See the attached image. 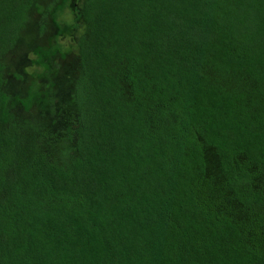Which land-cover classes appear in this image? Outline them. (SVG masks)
<instances>
[{"label":"trees","instance_id":"trees-1","mask_svg":"<svg viewBox=\"0 0 264 264\" xmlns=\"http://www.w3.org/2000/svg\"><path fill=\"white\" fill-rule=\"evenodd\" d=\"M0 264H264V0H0Z\"/></svg>","mask_w":264,"mask_h":264},{"label":"rangeland","instance_id":"rangeland-1","mask_svg":"<svg viewBox=\"0 0 264 264\" xmlns=\"http://www.w3.org/2000/svg\"><path fill=\"white\" fill-rule=\"evenodd\" d=\"M62 17L66 18V19H70L71 18V14L70 11H67V8H64V11L62 12ZM28 38V37H27ZM58 43L62 46V47H67V45L70 43L67 39H58ZM30 56V55H29ZM12 69V67H10ZM29 70V69H28ZM60 85L62 87V89L64 88V85L62 82H60Z\"/></svg>","mask_w":264,"mask_h":264}]
</instances>
